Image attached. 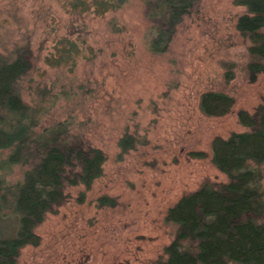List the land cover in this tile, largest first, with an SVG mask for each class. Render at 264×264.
<instances>
[{
	"label": "rangeland",
	"instance_id": "374dc122",
	"mask_svg": "<svg viewBox=\"0 0 264 264\" xmlns=\"http://www.w3.org/2000/svg\"><path fill=\"white\" fill-rule=\"evenodd\" d=\"M73 1L0 0V54L25 46L33 53L17 85L22 102L42 128L62 124L72 140L105 156L89 188L66 187V202L45 216L35 229L39 244L22 249L17 264H155L176 235L168 209L202 185L228 183L211 164L213 139L248 132L238 112L253 116L264 103V74L248 81L249 42L235 28L246 9L200 0L166 52L155 54L147 13L156 0H124L102 14L93 0H81L85 9ZM68 42L78 53L50 65ZM210 91L233 98L230 113L200 111ZM8 155L0 150V177L10 185L26 168L5 165ZM17 223L3 217L0 233L13 236Z\"/></svg>",
	"mask_w": 264,
	"mask_h": 264
},
{
	"label": "trees",
	"instance_id": "16d2710c",
	"mask_svg": "<svg viewBox=\"0 0 264 264\" xmlns=\"http://www.w3.org/2000/svg\"><path fill=\"white\" fill-rule=\"evenodd\" d=\"M97 13L115 11L124 0H93ZM200 0H156L150 2L147 17L152 26L149 49L166 52L183 19ZM246 14L235 28L247 42L245 72L250 83L264 74V0H235ZM74 8L88 7L74 0ZM73 50V52H72ZM77 54L73 42L59 51L50 65L58 66ZM49 63V62H48ZM33 68V53L28 46L12 54H0V150H9L5 165L26 168L23 178L7 184L0 177V219L16 216L14 235L0 233V264H17L21 250L40 242L35 229L48 213L63 205L65 189L79 184L89 188L101 177L104 154L96 148L72 140L64 125L42 128L39 115L26 106L17 85ZM233 79L231 71L224 75ZM232 97L221 92L201 95L200 111L208 117L231 112ZM240 125L248 129L216 137L210 145L211 164L227 176L228 183L202 185L180 198L168 209L166 220L176 227L173 242L164 249L166 257L155 264H264V103L255 114H237ZM128 142L122 140L120 146ZM203 158L204 154H194Z\"/></svg>",
	"mask_w": 264,
	"mask_h": 264
}]
</instances>
